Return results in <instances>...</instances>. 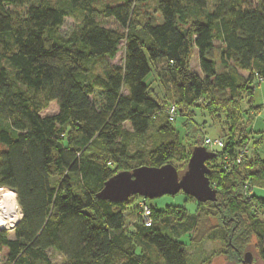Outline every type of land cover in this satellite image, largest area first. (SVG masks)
Returning a JSON list of instances; mask_svg holds the SVG:
<instances>
[{
  "label": "trees",
  "instance_id": "obj_1",
  "mask_svg": "<svg viewBox=\"0 0 264 264\" xmlns=\"http://www.w3.org/2000/svg\"><path fill=\"white\" fill-rule=\"evenodd\" d=\"M118 1L0 0V188L22 212L0 232V264H53L49 250L63 264H241L247 252L264 264V196L255 194L264 157L251 128L262 109L253 97L264 83V0H212L211 10L210 0ZM73 15L79 23L61 33ZM195 50L201 75L189 67ZM151 72L162 96L145 83ZM53 102L57 114L41 117ZM171 105L191 115L182 138ZM193 108L225 116L222 147H204ZM197 146L215 155L206 166L216 199L194 215L152 206L151 224L128 233L129 200L96 198L117 173L188 163ZM205 241L218 248L188 255Z\"/></svg>",
  "mask_w": 264,
  "mask_h": 264
},
{
  "label": "rangeland",
  "instance_id": "obj_2",
  "mask_svg": "<svg viewBox=\"0 0 264 264\" xmlns=\"http://www.w3.org/2000/svg\"><path fill=\"white\" fill-rule=\"evenodd\" d=\"M117 3H119L118 0H98V4H96L97 8L104 7L106 5L114 6ZM255 2H251V6H254ZM213 6V1L210 0L208 4V9L211 10ZM104 23H106V26L112 29H118L119 27L116 23H114L113 20H103ZM79 23V18L78 15H73L70 17L65 18L63 27L61 29V33H69L70 30L75 28V26ZM220 43L216 42V47H219ZM213 58L216 62L217 68H219V61H218V52L215 50L213 53ZM123 59V43L120 46V51L116 56L114 63H120ZM190 71L193 73L200 74V69L198 65V57H197V52L196 50L193 52V55L191 57V62H190ZM161 67H159L160 69ZM201 75V74H200ZM244 76L246 74L243 73ZM145 83L149 87V91H152L155 95L162 96V89L160 88L158 81L156 79L155 73L151 72V74L146 78ZM172 103L169 102V105ZM253 105L255 108H260L262 107L260 114L253 119L252 123V131L256 134L254 138V143L259 142L258 146L259 149L262 151L261 157H264V134L260 135V132L264 131V83H260L258 86L255 87L254 90V97H253ZM168 106L166 105L165 109ZM242 108L246 110L248 108L247 101L244 99V102L242 103ZM57 105L53 103H49L48 106L41 111L40 115L41 117H47V116H53L57 114ZM193 114H194V123L200 127L202 135L205 137H208L211 140L215 139H223V134L224 131L227 133V121L225 116L221 115L219 120H213L211 117L206 112H202L198 110L197 108H193ZM185 117V118H183ZM185 119V120H184ZM176 125L179 129L178 132L180 134V137H183V130L182 126L185 125L187 122H191V115L188 112H185L184 114H181V116H177L176 118ZM183 123V124H181ZM181 126V127H180ZM246 127V126H245ZM259 140V141H258ZM4 149L3 146L0 145V152ZM263 153V154H262ZM176 170L179 172L186 170L185 166L187 164V161H183L181 163L175 164L171 163ZM255 194L259 197L264 196V192L260 190H256ZM147 202L150 206L156 207V209L159 212H166L168 210H171L172 208H180L183 209L184 213L186 215H194L199 207V203H197L195 200L192 198H189L185 196L183 193H179L175 196H163L154 200H145L142 198L138 197H132L129 199V201L125 205V218H126V230L128 233H131L132 227L134 225H142V218L140 216V212L138 210V206L140 203ZM170 214L176 215L180 217L181 211H171ZM161 215L157 216V219ZM144 225V224H143ZM10 233V232H8ZM218 248L217 243L213 242H203L201 245V250L199 248H195L194 246H189L186 248V252L188 253L189 256H195V257H206L210 255V251L213 249ZM4 251L0 252V261L3 263L4 261ZM48 256L50 257L51 261L53 264H63L64 258L54 250H49ZM212 264H223L222 261L220 260H214ZM251 264H260L259 262L256 263L252 259Z\"/></svg>",
  "mask_w": 264,
  "mask_h": 264
},
{
  "label": "water",
  "instance_id": "obj_3",
  "mask_svg": "<svg viewBox=\"0 0 264 264\" xmlns=\"http://www.w3.org/2000/svg\"><path fill=\"white\" fill-rule=\"evenodd\" d=\"M215 155L204 147L193 149L186 170L179 173L171 164L160 168L142 166L131 172H119L103 185L96 195L98 200L121 204L132 197L154 200L163 196H175L183 193L199 204L212 203L216 191L209 185L206 163ZM253 256L247 252L243 255V264H251Z\"/></svg>",
  "mask_w": 264,
  "mask_h": 264
},
{
  "label": "built area",
  "instance_id": "obj_4",
  "mask_svg": "<svg viewBox=\"0 0 264 264\" xmlns=\"http://www.w3.org/2000/svg\"><path fill=\"white\" fill-rule=\"evenodd\" d=\"M168 120L170 122H174L177 118V108L175 105H171L167 110ZM204 147L207 148L209 151L222 147V141L219 139L211 140L207 137L204 139L203 143ZM240 158L238 159L237 163H239ZM9 195V196H8ZM8 201L14 202V214L12 215V222L9 227L5 230L0 229V231L5 232H12L15 227L18 225L22 218L21 209L17 203L16 194L15 192L0 188V203H7ZM10 207H13L11 203L7 204ZM151 207L147 202H142L139 204L138 208L140 209V216L142 218V222L145 226H149L151 224ZM2 209L0 208V217H2Z\"/></svg>",
  "mask_w": 264,
  "mask_h": 264
},
{
  "label": "bare ground",
  "instance_id": "obj_5",
  "mask_svg": "<svg viewBox=\"0 0 264 264\" xmlns=\"http://www.w3.org/2000/svg\"><path fill=\"white\" fill-rule=\"evenodd\" d=\"M9 196V195H8ZM11 203L13 207L7 204ZM0 208L2 209V217H0V229L5 230L9 227L12 222V215L14 214V202L8 201L7 203H0ZM2 232V231H0Z\"/></svg>",
  "mask_w": 264,
  "mask_h": 264
},
{
  "label": "flooded vegetation",
  "instance_id": "obj_6",
  "mask_svg": "<svg viewBox=\"0 0 264 264\" xmlns=\"http://www.w3.org/2000/svg\"><path fill=\"white\" fill-rule=\"evenodd\" d=\"M243 260V259H242ZM241 264H243V262L241 261Z\"/></svg>",
  "mask_w": 264,
  "mask_h": 264
}]
</instances>
